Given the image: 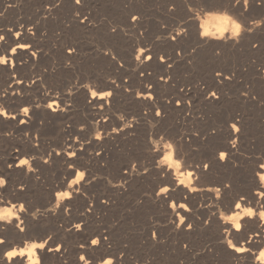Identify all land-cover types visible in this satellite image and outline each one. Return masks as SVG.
<instances>
[{
    "label": "rangeland",
    "instance_id": "rangeland-1",
    "mask_svg": "<svg viewBox=\"0 0 264 264\" xmlns=\"http://www.w3.org/2000/svg\"><path fill=\"white\" fill-rule=\"evenodd\" d=\"M5 1V8H7V11H4L5 8L1 11L4 12V14L1 15L0 29H2V27H10L19 23L20 25L23 24L26 28L29 25H36V36L30 34V37H24V41L32 43V45L34 44L33 51L39 49L37 54H42L43 52L44 53L42 54V56L38 55V58H30L26 56L24 57V55H21L19 59H24L25 63L21 65L19 60V65L17 64V68H14L16 74L18 75L16 76V79L25 81L28 86L30 84L33 86L30 85V88H26L29 91L26 89H19L20 93H18L20 94L21 98L13 99V102L12 99L4 100V106L6 108L8 107V111H11L12 109H21L24 106H33L35 109L37 108L38 111L34 109L35 112L30 114L32 116L31 120L33 121L24 124L25 126L19 123L20 120L16 124H13L7 118H0V121L2 122H0V125H2L0 126V133L9 131L12 132L11 136L0 135V164H3V162L6 160L5 158L8 157L10 149H16L20 147V152L23 151L24 153H26L24 156H26L31 146H36L35 149L39 151V153L37 151L33 154L32 152H28L29 154L27 156H37L36 158L39 157L38 159L43 156L45 158H48V163L50 161L51 163L42 164L43 160L40 159L39 161L41 164L36 168L33 163L30 162L33 170L36 171L38 183L32 178L27 179L24 176L23 172L18 169L13 171L12 175H8L10 177V188H19L21 187V185H23V188H25V190H27L28 188L30 189L27 190L28 193L27 191H25L27 194L25 193V195L16 196V198L18 197L20 200L14 202L15 205L16 203L19 204V202L24 204L25 211L23 210L22 212L26 215V217L29 216L27 218L28 228L26 229V231L24 230L23 236H21L20 226L17 225V227L14 228L13 233L7 236L5 245L3 247H0V256L1 254L2 256H4L6 251L11 250L16 246H19L20 248L27 247V244L29 242L39 243L47 239L49 236L52 237L47 245L49 248H53L56 244L63 243L65 245V248L68 249L67 252H65L64 249L61 250L63 256H79L77 249L79 247V244L83 243V241L81 237L76 235H73L72 237V235L68 233V225L71 224L73 220H75V216L77 215L76 207L78 205H81L80 202H78L77 200L76 202L74 199V188L68 187L70 182L77 175L76 171L78 169H83L84 167L85 169L88 168V173L86 174V176H90V179L91 175H95L97 172L100 173L101 178H99L97 181H94L97 183L91 185L92 193H94L95 191L96 193H98L102 192L104 189L102 184L100 183V179L107 178L112 180L111 177L114 178V175L118 170H122L127 166H132L133 162L136 160L135 163L137 169L135 171L134 178L136 177V175L138 176L139 173L145 174V167L149 169L148 173L145 174V176L149 174V176L147 177H151L149 181L148 179H143L141 183L137 181L132 182L137 197L138 193L144 194L143 185L148 184L147 182H150L151 179L154 178L152 175L153 173H150L151 169L153 168L151 164L155 165V171H158L164 165H170V163L168 162H165L163 164L159 163V161L163 160L164 156H166L169 152H172L174 160H177L179 162L181 161V166L182 163L190 155L204 158L207 152L205 151L206 148H213V146L221 143L224 140L221 134L218 135L217 132L219 130H223L226 124L230 125L228 121L230 117L234 115L239 117L240 119L242 134V147L239 150L240 157L238 156L240 158V161L242 160V162H238L239 170H237L236 172L237 176L236 174L232 175L233 178L236 177V185H238L237 182L239 183L238 187L236 188L239 189L234 190H237V194H241V191L243 192L245 190V188L249 184V178L251 176L250 174H255L254 170L257 163L264 162V149L261 147V143L264 139V24H261L258 28H256L253 33H246L247 35L241 33V35L243 36L240 35L241 38L237 37V40L239 39L240 43L236 44L235 47H214L211 45H209L208 47L207 44H211L213 41L212 39H209L211 34L209 33L206 38H202V32L200 31L199 26L200 22L205 23L206 21H209L210 17L229 15L233 19L237 20V22H242V24L245 23V28H248V26L252 27L249 22L250 19H264V4H260L257 2L255 6L256 9L255 7H253L254 9H252V7H248V15L247 17H242V21V18H240L241 13L238 11L233 12L230 10L232 13H229V10L226 9H219L214 7L211 8V6L215 3H218L219 0H206L200 5H193L189 2L186 3V5L180 0H84L82 5H78V9L74 6L75 0H62L61 5L57 9L54 8L50 13H47V15L45 5L48 3H55V0H48V2L47 0ZM209 3H211V5ZM9 4H14L16 6L8 7ZM170 4L176 5V8L172 11H169ZM189 5H191V10L189 9ZM260 5H262V12L260 10L261 7H259ZM251 9L255 12L253 13ZM76 11H81V20L82 16L88 15L89 20L95 19L97 23L95 25L90 24L88 21H84L82 23L79 17L78 23L72 21V18ZM82 13L84 14L82 15ZM136 13L140 14L141 19L136 22V26L133 27L131 16ZM188 16L192 18V22ZM38 20L40 21V23L36 24ZM181 20L185 21V23L181 24ZM109 21L128 27L129 31L134 32L136 36H140V30L143 29L144 35L141 37V43L145 46H147V44H152L153 51L157 57L159 56L160 52H164L166 55H169L171 59L167 60V63H172L173 61H175L174 66L169 70L166 63H161L158 59H153L154 61H150L148 65L146 64V66L143 65L142 67H138L136 65V60H134L136 48L138 47V45L136 44V37L126 35L121 29H117V31L113 33L111 31ZM214 21L215 20L210 21L209 24H212ZM246 22L248 24L247 26ZM74 24L76 27L74 26ZM162 24H166L168 25V27L164 28L162 27ZM175 26L177 28H187L190 31H187L186 34L172 32V28ZM85 27L87 29H83ZM227 32H231L230 27ZM161 34L165 36L169 34L176 35L177 40L174 42L170 39L169 36L168 39L157 41L155 37ZM189 36H192L191 40ZM237 40L235 41V43L237 42ZM196 42L197 44H202L203 46L197 48L196 52H191V49L197 46ZM257 42L259 43V46L253 47V44ZM65 45H67V47H76L77 52L75 54L67 53ZM97 45H99V47H97ZM7 47L8 46L1 47L0 54H3L11 46H9L8 49ZM108 47H111L117 53L116 59H113L110 54H106L105 51L101 50ZM215 48L222 49V54L219 56L215 55ZM177 51L181 53L182 58L177 55ZM66 56L68 59L66 58ZM32 58L34 61L31 60ZM120 58L124 59L125 61L124 67H120L119 65ZM68 60L72 61L71 66H66ZM45 69H47V71H45ZM14 70L12 69L9 72V70L0 65V90H3L5 88V82H7L8 76H12ZM140 70L146 73L144 77L140 76ZM218 71L225 74L223 76V79L226 78L227 75H232L233 78L229 80V84L224 88L225 101H222V103L220 102V105L213 103L211 105H207L206 103L201 101L202 97L200 98L201 93L199 92V90L201 88H209L208 86L210 85L212 78L216 76V72ZM149 72L151 74H149ZM166 72L167 74H165ZM8 73H11V75ZM169 74H171L172 76L171 81L165 83L164 81H161L159 79L161 75L166 76ZM37 76H40L41 78L36 79ZM110 76H114L116 80L121 85H123L124 88H130L131 92H126L123 88H117L116 86L113 91L117 92L118 94L115 93L114 97L112 98L111 106L107 104L105 105V108L101 110L98 108V105L100 104L88 103V100H90L88 98L91 96L90 92L88 91V89L79 88V85L84 83H91L97 92L106 91L110 89L107 88V83L111 82V80L109 79ZM125 76H130L127 85H124ZM78 77L79 82L77 83ZM146 77H148V80L146 79ZM32 80H35L36 83H30V81ZM146 81L152 82L154 84L153 91L156 93L157 97L155 103H158L161 108L165 107L163 109L165 111L163 117L155 116V104L153 101L151 105L141 107L135 100H133L137 89L142 91L145 87L144 84ZM73 84H75L76 87L73 88L72 93L69 94L67 92V89ZM182 88L183 91H181ZM57 92H59V96L56 95ZM189 92H191V95ZM243 92H248L249 95L244 96L242 95ZM87 95H89V97ZM177 96H179V98ZM181 97H185V103H183V105L181 104V106H177L175 100L177 98L180 99ZM166 98L171 99L173 103H168ZM20 99H22V101H25V104L22 105L20 102H18L20 101ZM161 99L165 101L163 102ZM188 99L192 100L191 106L186 104V101ZM53 100L57 101L54 108H56L58 112H51V109L46 106ZM62 101L63 103H60ZM69 101H71V104H69ZM133 101L134 103H131ZM94 105L97 106L94 107ZM135 107L138 109H136ZM146 107H151L152 109H154L150 113L146 114L144 111ZM39 109L42 110V113ZM139 109L142 110L141 115L138 112L140 111ZM184 109H186V111ZM36 115L38 116L35 120ZM101 115H107L109 117V120L105 122L103 119H101ZM121 115L124 117V119H120ZM133 116H136L137 120L133 121ZM38 118L39 120H37ZM139 119H143L144 121H140ZM94 120H99V125H94L92 123V121ZM34 121L36 123H33ZM129 121H131L132 127L130 125L129 128H124V125ZM101 122L102 124H104V126L101 124ZM82 123L85 125L83 131L80 130V125ZM18 125L20 128L18 127ZM21 126L22 128L24 127L23 129L25 130H23ZM113 127L121 129V131L113 132V136H111L110 138H106L104 141H102V143L101 141H97L94 138L95 131L100 130L106 134L110 132ZM17 129L20 130L17 131ZM212 129H216V131L213 132ZM184 130L187 131L185 132ZM133 131L137 134L135 136H129L128 133ZM194 132H199L200 136L194 135ZM25 133H27V135H25ZM208 133H213L214 136L208 138ZM77 135L80 136L81 141L85 139H91V145L85 144L86 148L83 151L84 153H82V151L79 149L80 142L76 141L75 139ZM180 137H183V139H180ZM71 143L72 149L68 147V145ZM168 143H172L173 148H166L165 145ZM101 147L104 148L106 152H104L103 155L101 154L100 156H95L96 151H98V149H100ZM55 149H60L61 155H54L55 153H57ZM65 149H67L66 152ZM73 149H75L76 151H81V154L78 155V157H74L76 158V160L71 162L68 159L67 152H70ZM144 149H146L147 152L144 151ZM151 149L155 150V161L150 160ZM158 151H160L159 153L162 154H159ZM62 152L64 153L62 154ZM143 152L145 155L143 154ZM177 152H180L179 157H177ZM50 153L51 155H49ZM180 157H183V159L180 160ZM96 158H99L98 162H96L97 160L95 161ZM77 161L81 162V164ZM244 161H246L247 163L246 166L245 164L243 165ZM75 162L78 169L77 167H73L74 170L73 168L69 169L68 165L70 163L75 165ZM145 162L146 165L148 163L147 166H145ZM249 163L252 165H250ZM86 164H88V166ZM240 166L242 168H240ZM247 166L252 167L247 168ZM1 168H3L2 165H0V170ZM172 168L175 169L174 167ZM71 169L73 170V174L69 175L68 171ZM243 170L247 172H245L244 174L245 177L243 176ZM251 170L252 172H250ZM223 173L226 175H230V171L228 170ZM223 173H221V171H218V174L215 175L214 172L213 174H211L212 179L211 176H208L211 180L208 177L207 180L205 178V182L207 183H212L213 181L214 182L212 183L213 185L210 183L211 186L209 184L208 186H204V188H215L214 183H216V181L218 183L222 180V177L224 175ZM160 175L162 176V174ZM217 175H220V177ZM155 177V182H157L159 176L156 174V172ZM237 177L241 178V180ZM41 180L42 182H40ZM115 180L117 179L115 178ZM7 181H9L8 178ZM47 182L49 186H47ZM60 182L65 183V188L58 187L61 184ZM15 183L18 184L17 187V184ZM240 185L243 187H241ZM135 189L139 190L137 191ZM64 190H70L72 195L71 197L65 198L67 204L62 206L60 198L59 200L57 199V193L58 191L60 192ZM33 192L35 193V195ZM205 194H207V198ZM27 195L30 196L26 197ZM211 195H214L215 199L212 198ZM72 198L74 201H71ZM200 198L204 201H201ZM200 198H198L197 200L196 208H193V214L195 213L194 216L197 220H199V224L195 223V226L193 228L195 232L192 231V229L190 233L189 231L187 232V230L179 231L177 229V231H173L175 225L168 224L169 217L167 215V209H170L172 200H170L169 203L165 205L155 203V210L152 209L151 206H146L144 207L145 209L142 208L141 210H135V208H132L133 205L131 203L123 201V203H120L121 205H119L122 206L121 209L118 206L119 209L115 210L113 212V215L109 216L107 214L103 216L102 213L101 215L98 214L97 216L105 221L106 226L110 230L109 236L107 235L109 239L106 240L107 247L113 249V253L116 252L113 256H119L120 252H124V256H129V258H135L138 260L143 258L144 260H150V264H158V262L159 264H169L170 262H172L170 264H181V261H183V264H230V250L227 245V239L233 238V242L235 241L234 243H237V246L238 242L240 244L241 240L238 237H234L232 235L227 236L224 239H220V232L215 230V226L213 228L211 227L214 224L210 223L208 225L203 223L204 220L207 221L210 218L211 213H218L221 217L220 213L221 211H223L226 215L224 209L227 199L217 200L214 192H205L204 194L202 193L200 195ZM219 201L221 202V204ZM44 202L48 203L47 207ZM198 202H204L205 204H203L206 207L200 208V203ZM207 202H209L210 205ZM213 202L215 205H213ZM28 203H30L31 205L29 204V206ZM72 204H74V207ZM69 205H71V209L70 211L66 212L65 209L68 208ZM17 206L19 207V205ZM123 206L125 209L123 208ZM156 207H158V209ZM1 208L4 209V207ZM62 208L65 213L62 211ZM163 208L165 209V211ZM201 210L202 212L206 213L205 217H203L204 213L202 214ZM259 211L255 212L258 213ZM60 213L62 214L60 215ZM162 214L164 215L162 216ZM207 215L208 217H206ZM56 216L59 217L56 218ZM66 217L70 219H66ZM157 220L160 222L158 225L154 224ZM257 221L260 222L258 215L253 218L242 216L241 224H244V228H242L241 232H247V234H249L250 232L255 231L257 229L255 226V224L258 223ZM32 225L34 227H32ZM152 227H155V230L157 231L159 236V238L154 241L152 238ZM204 227H206V229H204ZM222 231H224V229H222ZM183 233L185 234V236L183 235ZM28 235H30V237ZM90 240L89 244H87L88 248L85 249L86 256L102 257L103 259L105 258V256H109L106 252V247H101L102 249L99 247L92 249V247H90ZM185 243H188L189 245L187 249L184 248ZM109 244H111V247L108 246ZM88 249L92 251H89ZM99 253L101 255H99ZM39 256H41L40 253ZM59 256H61V254ZM138 257L141 258L139 259Z\"/></svg>",
    "mask_w": 264,
    "mask_h": 264
},
{
    "label": "bare ground",
    "instance_id": "bare-ground-1",
    "mask_svg": "<svg viewBox=\"0 0 264 264\" xmlns=\"http://www.w3.org/2000/svg\"><path fill=\"white\" fill-rule=\"evenodd\" d=\"M72 1V0H71ZM129 1V0H128ZM180 1H182V2H184L185 4L186 3H191V4H193V5H195V4H201V3H203V2H205L206 0H180ZM211 1V0H210ZM47 2H48V0H47ZM133 2V1H132ZM134 3V2H133ZM256 3H257V0H249V7H252V9H254L253 7H255L256 6ZM210 5H211V3H209ZM6 1L5 0H0V12L2 11V9H4L6 6ZM73 5V4H72ZM187 5V4H186ZM207 5H208V3H207ZM74 6L75 7H77V9H78V5H76V4H74ZM73 6V7H74ZM262 5H260L259 7H261ZM222 8V9H226V10H229V13L231 12V11H233V12H240L241 13V15H240V18H242V17H247V15H248V12H247V10H245V7L243 6V2H242V0H240V3L239 4H237L236 3V0H219L218 1V3H215L214 5H212L211 6V8ZM258 7V6H257ZM264 8V7H263ZM9 9V8H8ZM57 9V8H56ZM251 9V10H252ZM255 9H256V7H255ZM262 9V7L260 8V10ZM82 10V9H81ZM189 10V9H188ZM231 10V11H230ZM220 11V10H219ZM253 11V10H252ZM55 12V11H54ZM81 12V11H80ZM189 12V11H188ZM226 12H228V11H226ZM255 11H253V13H254ZM261 12H262V10H261ZM56 13V12H55ZM225 13V12H224ZM232 13V12H231ZM252 13V14H253ZM263 13H264V11H263ZM262 13V14H263ZM84 13H82V15H83ZM234 14V13H233ZM188 15V14H187ZM191 15V14H190ZM237 15V14H236ZM251 15V14H250ZM257 15V14H256ZM239 16V15H238ZM254 16V15H253ZM83 17V16H82ZM189 17V16H188ZM218 17H220V16H218ZM237 17V16H236ZM80 18V17H79ZM79 18L78 17H75V16H73V18H72V21H75V22H79ZM250 18V17H249ZM248 18V19H249ZM237 19V18H236ZM246 19V18H245ZM244 19V20H245ZM0 20H1V15H0ZM194 20V19H193ZM242 21H243V18L241 19ZM251 20V19H250ZM80 21H81V18H80ZM191 22H192V19H191ZM194 22H195V20H194ZM218 21H214L212 24H209V27H212V25L213 24H215V23H217ZM136 23V22H135ZM196 23V22H195ZM242 23V22H241ZM244 23V22H243ZM204 22H200V26H199V29H200V31L202 32V38H206L208 35H204L203 33H204ZM245 24V23H244ZM243 24V25H244ZM26 25V24H25ZM28 25V24H27ZM78 25V24H77ZM83 25V24H82ZM81 25V26H82ZM248 24H247V22H246V26H247ZM4 26V25H3ZM74 26H75V24H74ZM85 26V25H84ZM76 27V26H75ZM249 27V26H248ZM9 28H11L13 31H8V29ZM80 28V27H79ZM26 27L24 28V33L22 34V36L20 37V39L19 40H17L15 37H14V35H13V32L14 31H19L20 30V23L19 24H16V25H12V26H10V27H2V29H0V32H3L5 35H6V42H3L2 44H0V48L1 47H3V46H12L13 44H15V43H19V42H25L24 41V37H26L27 38V36H29L30 37V34L29 33H27V31H26ZM83 29H87L86 27L85 28H83ZM187 29V28H186ZM262 29V28H261ZM188 30V29H187ZM36 31V30H35ZM188 31H190V30H188ZM195 32V31H194ZM183 34V33H182ZM246 34V33H245ZM247 35V34H246ZM36 36V35H35ZM34 36V37H35ZM38 36V35H37ZM241 36H243V35H241ZM179 37V36H178ZM190 37V40H191V37L192 36H189ZM241 38V37H240ZM184 39V38H183ZM186 39H187V37H186ZM209 39H212L213 41H212V43L211 44H207L208 45V47H209V45H211V46H214V47H218V46H233V44L235 43V41L237 40V37H232V34H231V32H225L224 33V36L223 37H220V36H216V37H213L212 35H210V37H209ZM25 40H27V39H25ZM30 40H32V39H30ZM34 40V39H33ZM205 40V39H204ZM249 40V39H248ZM208 41V40H207ZM31 42V41H30ZM175 42V41H174ZM198 42H199V40H198ZM36 43V42H35ZM196 44H197V42H196ZM34 45V44H33ZM205 45V44H204ZM174 46V45H173ZM8 47H7V49H8ZM35 47V46H34ZM208 47H206V48H208ZM10 48V47H9ZM216 49V48H215ZM207 50V49H206ZM33 51V48L32 49H30V50H21V51H18V53L16 54V56H14L13 57V59H15L16 60V66H17V64H18V61L20 60L19 58H20V56L21 55H24V57L26 56V57H32V55H31V52ZM41 52V51H40ZM39 52V53H40ZM44 53V52H43ZM42 53V54H43ZM42 54H37V57H38V55H41L42 56ZM65 54V53H64ZM73 56V55H72ZM35 58V57H34ZM66 58H67V56H66ZM73 58V57H72ZM144 58V54L141 56V59H143ZM68 59V58H67ZM31 60H33V58L31 59ZM135 60V59H134ZM34 61V60H33ZM32 61V62H33ZM154 61V60H153ZM31 62V63H32ZM34 63V62H33ZM135 63V62H134ZM19 65V64H18ZM38 65V64H37ZM136 65L138 66V67H142L143 66V64H140V62L139 61H136ZM148 65V64H147ZM144 66H146V65H144ZM2 67H5L7 70H9V72L13 69L14 70V68H11L10 66H7V65H2ZM19 67V66H18ZM22 67V66H21ZM151 67V66H150ZM17 68V67H16ZM163 69H165V68H163ZM145 70V69H144ZM170 70V69H169ZM141 71V70H140ZM14 72H15V70H14ZM20 72V71H19ZM16 73V72H15ZM17 73H18V71H17ZM262 73V72H261ZM8 74H10L11 75V73H8ZM146 74V73H145ZM165 74H167V72L165 73ZM18 76V75H17ZM153 76V75H152ZM2 77V76H1ZM24 78V77H23ZM28 78V77H27ZM151 78V77H150ZM7 79V78H6ZM145 79V78H144ZM146 79L148 80V77H146ZM152 79H154V78H152ZM221 80H223V83H221L220 81ZM153 81V80H152ZM4 82V81H3ZM147 82V81H146ZM6 83V85H5V87L7 86V85H9V84H12V76H8V79H7V82H5ZM152 83V82H151ZM161 83V82H160ZM113 83H111V82H108L107 83V88H110V89H112V90H114V88H113V85H112ZM209 84V83H208ZM229 84V80L227 79V78H224L223 79V76H221V77H217V75L214 77V78H212V80H211V82H210V85L208 86L209 88H201L200 90H199V92L201 93V96H200V98L202 97V100L201 101H203L204 103H206L207 105H211L212 103L213 104H218V105H220L219 103L221 102L222 103V101H225L224 99V88H225V86L226 85H228ZM2 85H4V84H2ZM1 85V86H2ZM31 85V84H30ZM29 85V86H30ZM161 85H164V84H161ZM28 86V84L24 81V83H20V84H13L12 85V87L11 88H9V90H8V95L7 96H5V97H0V100H2V102L4 101V100H8V99H12V102H13V99H19V98H21V96H20V92L19 93H17L16 95H13L12 93L14 92V91H16L17 89L19 90V89H26L27 87L28 88H30ZM31 86H33V85H31ZM102 87V86H101ZM211 87V88H210ZM2 88H4V87H2ZM32 88V87H31ZM100 88V87H99ZM102 89V88H101ZM106 89V88H105ZM212 89H216L217 91H218V95H219V98L217 99V98H206L207 97V94H208V92L209 91H211ZM26 90H28V89H26ZM31 90V89H30ZM142 90V89H141ZM147 88L146 87H144V89L142 90V92H147ZM0 91H2V90H0ZM29 91V90H28ZM34 91V90H33ZM140 91V90H139ZM36 92V91H35ZM131 92V91H130ZM157 92V91H156ZM187 92V91H186ZM28 93V92H27ZM34 93V92H33ZM87 93V92H86ZM115 93H117V92H115ZM135 93V92H134ZM190 93V95H191V92H189ZM197 93V92H196ZM38 94H39V92H38ZM118 94V93H117ZM199 94V93H198ZM46 95V94H45ZM83 95H84V93H83ZM130 95H131V93H130ZM39 96V95H38ZM88 97H89V95H87ZM41 97H42V95H41ZM87 97V98H88ZM161 97V96H160ZM178 98H179V96H177ZM188 97V96H187ZM193 97V96H192ZM31 98V97H30ZM84 98H85V96H84ZM87 98H86V100H87ZM157 98V97H156ZM177 98V99H178ZM182 98V97H181ZM185 98V97H184ZM183 98V99H184ZM197 98H199V97H197ZM26 99H27V97H26ZM25 99V100H26ZM33 99H35V98H33ZM88 99H90L91 100V103H93V104H104V105H107L108 103L105 101V100H103V103H101V98H99V97H97V98H91V96L88 98ZM160 99V98H159ZM59 100V99H58ZM117 100V99H116ZM133 100H135L137 103H138V105L139 106H141V107H145V106H149V105H151V103H153L151 100H145V99H143V98H136V94H135V96H134V98H133ZM162 101H163V99H161ZM165 101V100H164ZM163 101V102H164ZM18 102H20L22 105L23 104H25V101H22V99H20V101H18ZM34 102V101H33ZM167 102V101H166ZM199 102V101H198ZM30 103V102H29ZM38 103V102H37ZM46 103V102H45ZM60 103H63V101L62 102H60ZM83 103V102H82ZM88 103H89V100H88ZM131 103H134V101L133 102H131ZM173 103V102H172ZM201 103V102H200ZM8 104V103H7ZM17 104V103H16ZM19 104V103H18ZM166 104V103H165ZM164 104V105H165ZM168 104V103H167ZM187 104V103H186ZM154 105V104H153ZM183 105V104H182ZM47 106V105H46ZM95 106H97V105H95ZM134 106V105H133ZM135 106H136V104H135ZM160 106V105H159ZM166 106V105H165ZM169 106H170V104H169ZM171 106H172V104H171ZM179 106H181V105H179ZM194 106V105H193ZM212 106H214V105H212ZM217 106V105H216ZM86 107H87V105H86ZM91 107V106H90ZM140 107V108H141ZM8 108V107H7ZM99 108V107H98ZM136 108V107H135ZM165 108V107H164ZM164 108H162V109H164ZM34 107L33 106H31V107H29V113H28V115L27 116H25L21 111H20V109H16V110H11V111H9V112H12V113H15V118L13 119V118H7L9 121H11L13 124H16L19 120H26L27 121V123H29L30 121H33V120H31V113H34L35 111H34ZM44 109V108H43ZM51 109V112L53 111V112H58V110L56 109V108H50ZM64 109V108H63ZM100 109V108H99ZM136 109H138V108H136ZM135 109V110H136ZM154 109V108H153ZM153 109H152V111H153ZM179 109V108H178ZM35 110H37V108L35 109ZM39 110H41V109H39ZM140 111H138L139 112V114L141 115V109H139ZM180 110V109H179ZM185 111H186V109H184ZM38 111V110H37ZM45 111V110H44ZM48 111V110H47ZM96 111V110H95ZM105 111H106V109H105ZM194 111V110H193ZM46 112V111H45ZM165 112V111H164ZM231 112V111H230ZM41 113H42V110H41ZM105 113V112H104ZM107 113H109V112H107ZM143 113V112H142ZM228 113V112H227ZM57 114V113H56ZM144 114V113H143ZM177 114H178V112H177ZM229 114V113H228ZM232 114V113H231ZM34 115V114H33ZM54 115V114H53ZM150 115V114H149ZM154 115V114H153ZM169 115V114H168ZM38 115H36L35 116V120H36V117H37ZM39 116H41V115H39ZM44 116V115H43ZM50 116V115H49ZM102 116V115H101ZM151 116V115H150ZM149 116V117H150ZM194 116V115H193ZM1 117H4L3 115H0V118ZM141 117V116H140ZM153 117V116H152ZM227 117H228V115H227ZM4 118H6V117H4ZM190 118V117H189ZM144 119V118H143ZM143 119H139L140 121L141 120H143ZM237 119V116H231L230 117V119H229V121H228V123H230V125H231V122L232 121H234V120H236ZM37 120H39V118L37 119ZM162 120V119H161ZM144 121V120H143ZM156 121H157V119H156ZM1 122V121H0ZM6 122V121H5ZM2 123V122H1ZM26 123V124H27ZM33 123H36L35 121L33 122ZM103 123H105V122H103ZM19 124V123H18ZM101 124H102V122H101ZM132 124H135V123H132ZM5 125V124H4ZM3 125V126H4ZM103 126H104V124H102ZM230 125L229 124H226V126H224V128H223V130H219L218 132H217V134L218 135H220L221 134V136L224 138V140L221 142V143H219V144H217V145H215V146H213V148H206L205 149V151H207L206 152V156L204 157V158H201V157H196V156H192V155H190L183 163H182V166L180 167V171L181 172H185V171H193V187H195V188H204V186H208L211 182H209V183H207V182H205L206 180H207V177L208 176H211V174H213L214 172H215V175L216 174H218V171H221V173H223V172H225V171H230V175L228 176V175H226V174H224L223 175V177H222V180L221 181H219L218 183H217V181H216V183H214L215 184V187H219L220 188V190H221V196H220V198H217L216 197V199L217 200H219V199H227V202H226V206H225V213H226V215H232V214H234L235 212H242L243 211V208L244 207H248L249 206V201H251V207L255 210V211H259L260 210V205H262V204H264V198H261V197H259L258 196V194L256 193V190L257 189H259L260 191H264V187H262L261 186V182H260V179H259V173H262V172H264V168H261L260 167V165L261 164H264V162H262V163H260L259 161V163H257V165H256V168H255V174H250L249 176H250V180H249V184H248V182H247V184H248V186L245 188V190L242 192L241 191V194H243V195H246L247 196V201H245V202H243L242 203V206L240 207V208H232L231 207V205H232V203L233 202H235L236 201V199H237V197L239 196V195H241L240 193L239 194H237V190L239 189H237L236 187H238V185H239V183L237 182V184L238 185H236V182H235V178H233V174H236V172H237V170H239V163L238 162H242V160L240 161V156H239V150H240V148L242 147V134H241V132H239V133H237V132H235V131H233L232 129H231V127H230ZM0 126H2V125H0ZM8 126V125H7ZM23 126H25V125H23ZM134 126H136V125H134ZM13 127V126H12ZM18 127H19V125H18ZM131 127H132V125H131ZM20 128V127H19ZM21 128H22V126H21ZM24 128V127H23ZM22 128V129H23ZM27 128V127H26ZM134 129V128H133ZM20 130V129H19ZM18 129H17V131H19ZM23 130H25V129H23ZM128 132H129V130H128ZM127 132V133H128ZM136 132H137V130H136ZM262 133V132H261ZM137 134V133H136ZM180 134H182V133H180ZM113 136V135H112ZM200 136V135H199ZM214 136V134L213 133H208L207 134V137L208 138H211V137H213ZM2 137V136H1ZM29 137V136H28ZM34 137V136H33ZM239 137V139H238V142H237V146L235 147V148H233L232 147V145H231V140L232 139H237ZM115 138V137H114ZM192 138V137H191ZM5 139V138H4ZM34 139V138H33ZM119 139V138H118ZM128 139V138H127ZM194 139V138H193ZM126 140V139H125ZM206 140V139H205ZM5 141V140H4ZM128 141V140H127ZM144 141V140H143ZM216 141V140H215ZM20 142V141H19ZM18 142V143H19ZM147 142V141H146ZM177 142H178V140H177ZM177 142H176V144H177ZM244 142V141H243ZM101 143H102V141H101ZM100 143V144H101ZM189 143V142H188ZM211 143V142H210ZM23 144V143H22ZM21 144V145H22ZM31 144V143H30ZM77 144V143H76ZM130 144V143H129ZM143 144V143H142ZM184 144V143H183ZM213 144V143H212ZM25 145V144H24ZM71 145H72V143H71ZM78 145V144H77ZM137 145V144H136ZM195 145V144H194ZM206 145V144H205ZM245 145V144H244ZM13 146V145H12ZM11 146V147H12ZM16 146H17V144H16ZM27 146V145H26ZM144 146V145H143ZM149 146H150V144H149ZM203 146V145H202ZM208 146H209V144H208ZM249 146V145H248ZM30 147V146H29ZM36 147V146H35ZM35 147H33V146H31L30 147V151L28 150V152H32V154L34 153V152H36L37 150L35 149ZM94 147V146H93ZM95 147H96V145H95ZM140 147V146H139ZM142 147V146H141ZM192 147V146H191ZM261 147L264 149V139H263V141H262V143H261ZM8 148H10V147H8ZM20 148V147H19ZM76 148V147H75ZM86 148V147H85ZM145 148V147H144ZM199 148V147H198ZM15 149V148H14ZM14 149L12 148V149H10L9 150V153H8V157L7 158H5L6 160L3 162V164H0V165H2V167L3 168H1V170L0 171H2V172H0V176H4L6 179L8 178L9 179V181H8V183L4 186V187H2V188H0V208L1 207H4V208H10V209H12V211H13V213H15L14 215H12L10 218H8V219H4L3 217H2V209L3 208H1L0 209V237H3L4 238V243L3 244H0V247H3L4 245H5V243H6V238H7V236L8 235H10V234H12L13 233V231H14V228L15 227H17V225L18 226H20V230L21 229H23V230H21V236H23V232H24V230L26 231V229L28 228V217H26V215L22 212V210H20V208L17 206V205H20V203L21 202H19V204H17L16 203V205L14 204V202H16V201H19L20 199L17 197L16 198V196H21V195H25V191H27V190H30L29 188L27 189V190H25V188H23V191L21 190V187H19V188H10V186H9V184H10V175L9 174H13L12 172L13 171H15V170H21L22 172H23V174H24V176L28 179V178H32L33 180H36V182L38 181V179H37V174H36V171H29V166L28 165H23V166H18V159H17V157L19 156V157H23L26 153H24L23 151L22 152H19V153H17L16 151H14ZM22 149V148H21ZM62 149V148H61ZM68 149V148H67ZM67 149H66V151H67ZM72 149V148H71ZM79 149H80V147H79ZM139 149V148H138ZM155 149V148H154ZM157 149V148H156ZM249 149V148H248ZM24 150V149H23ZM99 150V149H98ZM143 150V149H142ZM65 151V152H66ZM95 151V150H94ZM144 151H146V149H144ZM180 151V150H179ZM27 152V155L29 154ZM38 153H39V151H37ZM90 152V151H89ZM106 152V151H105ZM147 152V151H146ZM145 152V153H146ZM160 151H158V153H159ZM200 152V151H199ZM221 152H227V154H228V156H227V160L226 161H224V162H222L221 161V159H219V153H221ZM4 153V152H3ZM64 152H62V154H63ZM77 153H78V155H80L81 154V151H77ZM82 153H84L83 151H82ZM186 153V152H185ZM7 154V153H6ZM31 154V153H30ZM36 154V153H35ZM54 154V153H53ZM52 154V155H53ZM143 154H144V152H143ZM143 154H141V155H143ZM159 154H162V153H159ZM177 154V157H179L180 156V152H177L176 153ZM183 154V153H182ZM26 155V156H27ZM60 155H61V153H60ZM65 155V154H64ZM102 155H103V153H102ZM105 155V154H104ZM145 155V154H144ZM147 155H148V153H147ZM262 155V154H261ZM63 156V155H62ZM68 156V155H67ZM93 156V155H92ZM95 156H96V154H95ZM159 156V155H158ZM182 156V155H181ZM239 156V157H238ZM30 157V156H29ZM32 157V156H31ZM37 157V156H36ZM55 157V156H54ZM80 157V156H79ZM102 157V156H101ZM39 158V157H38ZM38 158H36V159H32V160H30V162L31 163H33V165L37 168V167H39L40 166V159H38ZM61 158V157H60ZM66 158V157H65ZM93 158V157H92ZM63 159V158H62ZM68 159H69V161H71V162H73V161H75L76 160V158H74V157H69L68 156ZM179 159V158H178ZM242 159V158H241ZM56 160V159H55ZM64 160V159H63ZM78 160V159H77ZM87 160V159H86ZM97 160V161H96ZM98 160H99V158L97 159H95V161L96 162H98ZM150 160L151 161H155V150H153V149H151L150 150ZM180 160H182L181 159V157H180ZM258 160V159H257ZM136 161V160H135ZM134 161V162H135ZM247 161V160H246ZM246 161H244V163H243V165L245 164V166H246ZM251 161V160H250ZM264 161V160H263ZM53 162V161H52ZM78 162V161H77ZM87 162V161H86ZM92 162V161H91ZM144 162V161H143ZM181 162V161H180ZM49 163H51V161L49 162ZM48 163V164H49ZM69 163V162H68ZM78 163H80L81 164V162H78ZM125 163V162H124ZM142 163V162H141ZM204 163H210L211 164V167L209 168V170L208 171H204V168H203V165H204ZM8 164H12L13 165V167L11 168V169H9L8 168ZM43 164V163H42ZM62 164V163H61ZM67 164V163H66ZM71 164V163H70ZM143 164V163H142ZM156 164V163H155ZM250 164V163H249ZM77 164H76V162H75V167H77L76 166ZM82 165H83V162H82ZM87 166H88V164H86ZM85 165V166H86ZM96 165V164H95ZM131 165V164H130ZM144 165V164H143ZM142 165V166H143ZM147 165H148V163H147ZM146 165V162H145V166H147ZM197 165H199V167H197ZM250 165H252V164H250ZM255 165V164H254ZM47 166V165H46ZM49 166V165H48ZM53 166V165H52ZM81 166V165H80ZM98 166V165H97ZM96 166V167H97ZM120 166V165H119ZM144 166V167H145ZM151 166H153V168L151 169V172L150 173H153L152 175H153V177L154 178H152L151 179V181L150 182H147L148 184H142L143 186H144V194L142 193H138L137 194V197H136V194H135V191H134V186L132 185V182L133 181H137V182H142V180L143 179H148V181H149V179L151 178V177H147V176H149V174L147 175V176H145V174H138V176L136 175V179L134 178V174H135V171H133L132 170V167L131 166H127V167H125V166H123V167H125V168H127L128 169V172H129V175H127L125 172H124V170L123 169H125V168H121L122 170H116L115 172H116V174L114 175L115 177L113 178V177H111L112 178V181H118V180H120V179H126V180H128L129 181V183L127 184V185H124V186H122V187H120V188H115L114 186H113V184H110L109 183V179H107V178H104V179H100V183L102 184V186H103V191L102 192H98V193H96V191L94 192V193H92V190H91V185H94V183H97V182H93V183H91V184H89V183H87V181L88 180H90V176H86L85 177V180H83V181H80L79 183H77V184H75V185H72V187L74 188V199H75V201L77 200L78 202H80L81 203V205H78L77 207H76V211H77V215L75 216V220H73V222L71 223V224H69L68 226H69V229H71V231H69L68 230V233L69 234H71L72 235V237H73V235H76V236H79V237H81V239H82V241H83V243H85V244H89V240L90 239H92L93 238V236H96V235H99V236H101V244L100 245H98V246H91V244H90V247H92V249H95V248H97V247H99V248H101V247H106V252H107V254L108 255H114L115 253H113V249H111V248H108L107 247V242H106V240H104L103 239V237L104 236H109V232H110V230H109V228L106 226V223H105V221H103L102 219H100L97 215L98 214H100L101 215V213L103 214V216H105V215H113V212L115 211V210H117V209H119L118 208V206L119 205H121L120 203H123V201H126V202H129V203H131L133 206H132V208H135V210L136 209H142V208H144V207H146V206H151V208L152 209H154L155 210V203H160V204H163V205H165V204H167V203H169V201L170 200H175L176 201V203H177V205H178V207H177V209L175 210V211H173L172 209H171V207H170V209H167V215H168V217L171 219V220H174L175 221V223L176 224H179L180 223V221H179V217L176 215V213L177 212H179L180 214H182V215H185L186 216V219H187V222H193L194 224L196 223V224H199V220H197L196 219V217L194 216V214H193V208H196V205H197V200H198V198H200V195L203 193H213V192H211L210 190H208V191H203V192H199V194H196V193H193V192H191V190L187 187V186H185V185H182V184H180L179 183V179H178V177L176 176V169H173L172 168V166H170V165H167V166H163V167H161L158 171H155V165H153V164H151ZM90 167V166H89ZM249 167H252V166H249ZM248 166H247V168H249ZM69 168V167H68ZM94 168V167H93ZM240 168H242L241 166H240ZM245 168V167H244ZM45 169H46V167H45ZM70 169V168H69ZM76 169V168H75ZM77 169H78V167H77ZM83 169H85V167L83 168ZM88 169V168H87ZM115 169H116V167H115ZM137 169V168H136ZM142 169V168H141ZM66 170V169H65ZM73 170H74V168H73ZM73 170L71 169V170H69L68 171V174L70 175V174H73ZM140 170V169H139ZM138 170V171H139ZM247 170V169H246ZM20 171V172H21ZM41 171V170H40ZM223 171V172H222ZM241 171V170H240ZM244 171V170H243ZM21 172V173H22ZM48 172V171H47ZM66 172V171H65ZM91 172V171H90ZM89 172V173H90ZM155 172H156V174L159 176L158 177V180H157V182H155ZM217 172V173H216ZM245 172L246 171H244V173H243V176H244V174H245ZM248 172H249V169H248ZM250 172H252V170L250 171ZM43 173V172H42ZM76 173H77V171H76ZM88 173V172H87ZM220 173V172H219ZM242 173V172H241ZM247 173V172H246ZM16 174H17V172H16ZM160 174H162V176L160 175ZM240 174V173H239ZM238 174V175H239ZM9 175V176H8ZM19 175V174H18ZM91 175V174H90ZM221 175V174H220ZM220 175H217V176H219L220 177ZM226 175V176H225ZM44 176V175H43ZM222 176V175H221ZM225 176V177H224ZM235 176V175H234ZM236 176H237V174H236ZM214 177V176H213ZM218 177V178H219ZM241 177V176H240ZM245 177V176H244ZM115 178L117 179V180H115ZM205 178H206V180H205ZM209 178V177H208ZM215 178V177H214ZM213 178V179H214ZM237 178H239V177H237ZM61 179V178H60ZM114 179V180H113ZM135 179V180H134ZM210 179V178H209ZM208 179V180H209ZM211 179H212V176H211ZM210 179V180H211ZM217 179V178H216ZM240 180H241V178H239ZM242 179H244V178H242ZM26 180V179H25ZM45 180V179H44ZM64 180V179H63ZM62 180V181H63ZM237 180V179H236ZM245 180H246V178H245ZM247 180H248V177H247ZM28 181V180H27ZM51 181V180H50ZM65 181V180H64ZM243 181V180H242ZM18 182V181H17ZM40 182H42V180L40 181ZM45 182V181H44ZM214 182V181H213ZM212 182V183H213ZM240 182V181H239ZM245 182V181H244ZM38 183V182H37ZM61 184H60V186H58V187H60V188H65V183L64 182H60ZM144 183V182H143ZM146 183V182H145ZM211 183V184H212ZM15 184H17V183H15ZM20 184V183H19ZM52 184V183H51ZM50 184V185H51ZM211 184H210V186H211ZM232 185V188H231V190L229 191V190H227V189H225L223 186L224 185ZM241 184H242V182H241ZM246 184V183H245ZM53 185V184H52ZM213 185V184H212ZM18 186V184L16 185V187ZM32 186V185H31ZM47 186H49V184H48V182H47ZM138 186V185H137ZM163 186H169V188H170V195H165L163 198H161V197H156V191L158 190V188L159 187H163ZM241 186V185H240ZM14 187V186H13ZM100 187H101V185H100ZM141 187V186H140ZM241 187H243V186H241ZM46 188V187H45ZM54 188V187H53ZM32 189H33V187H32ZM31 189V190H32ZM35 189V188H34ZM76 189H80V192H77L76 191ZM95 189V188H94ZM101 189H102V187H101ZM140 189V188H139ZM138 189V190H139ZM208 189V188H207ZM234 189H237L236 191L234 190ZM45 190V189H44ZM49 190V189H48ZM57 190H58V188H57ZM96 190V189H95ZM135 190H137V189H135ZM137 190V191H138ZM142 190V189H141ZM140 190V191H141ZM241 190V189H240ZM46 191H47V189H46ZM70 191V190H69ZM32 192V191H31ZM30 192V193H31ZM51 192V191H50ZM59 192V191H58ZM27 193H28V191H27ZM26 193V194H27ZM34 193V192H33ZM39 193V192H38ZM146 193H151V196H148V195H146ZM48 194V193H47ZM187 194V196L189 197L187 200L185 199V195ZM34 195H35V193H34ZM53 195V194H52ZM206 195V198H207V194H205ZM209 195V194H208ZM28 196H30V195H27L26 197H28ZM212 196V195H211ZM37 197V196H36ZM40 197V196H39ZM43 197H44V195H43ZM42 197V198H43ZM25 198V197H24ZM46 198V197H45ZM108 199L110 202L108 203V204H104V203H101V201L103 200V199ZM212 198H214L215 199V197H214V195L212 196ZM57 199L59 200V196H57ZM201 199V198H200ZM26 200V199H25ZM43 200H45V199H43ZM49 200V199H48ZM203 199H201V201H202ZM216 200V201H217ZM221 200V201H222ZM27 201H28V199H27ZM27 201H25V202H27ZM31 201V200H30ZM29 201V202H30ZM35 201V200H34ZM71 201H74L73 200V198H72V200ZM76 201V202H77ZM138 201H140L139 203H138ZM200 201V200H199ZM204 201V200H203ZM206 201V200H205ZM210 201H211V198H210ZM214 201V200H213ZM46 202V201H45ZM44 202V203H45ZM48 202V201H47ZM181 202H184V203H187V204H189V207L192 209V211L189 213V212H185V210L184 209H181V208H179V204L181 203ZM220 202V201H219ZM32 203V202H31ZM198 203H200V202H198ZM204 203V202H203ZM209 205H210V203L209 202H207ZM206 203V204H207ZM30 203H28V205H29ZM41 204V203H40ZM46 204V207L48 206L47 204L48 203H45ZM59 204V203H58ZM65 204H67V201H66V199H64V200H62L61 201V205L62 206H64ZM70 204V203H69ZM128 204V203H127ZM159 204V205H160ZM205 204V203H204ZM220 204H221V202H220ZM31 205V204H30ZM29 205V206H30ZM43 205V204H42ZM73 205V207H74V204H72ZM213 205H215L214 204V202H213ZM212 205V206H213ZM9 206V207H8ZM33 206V205H32ZM50 206H51V204H50ZM71 206V205H70ZM76 206V205H75ZM89 206H93V211L92 212H87L86 210H87V208L89 207ZM223 206V205H222ZM120 207V209H121V207L122 206H119ZM214 207H216V206H214ZM31 208V207H30ZM54 208H55V206H54ZM53 208V209H54ZM123 208H124V206H123ZM148 208V207H147ZM150 208V207H149ZM157 209H158V207H156ZM224 208V207H223ZM27 209V208H26ZM125 209V208H124ZM123 209V210H124ZM145 209V208H144ZM143 209V210H144ZM164 209V208H163ZM204 209H206V208H204ZM203 209V210H204ZM212 209H214V208H212ZM217 209V208H216ZM128 210H129V208H128ZM199 210V209H198ZM208 210V209H207ZM25 211V210H24ZM61 211V210H60ZM62 211L64 212V210H63V208H62ZM119 211V210H118ZM122 211V210H121ZM164 211H165V209H164ZM195 211H196V209H195ZM194 211V212H195ZM205 211V210H204ZM27 212V211H26ZM50 212V211H49ZM74 212V211H73ZM138 212V211H137ZM201 212H202V210H201ZM48 213V212H47ZM54 213V212H53ZM52 213V214H53ZM65 213V212H64ZM71 213H72V211H71ZM70 213V214H71ZM124 213V212H123ZM166 213V212H165ZM197 213V212H196ZM199 213H200V211H199ZM204 213V216L203 217H205V212H202V214ZM59 214V213H58ZM62 213H60V215H61ZM117 214V213H116ZM126 214V213H125ZM209 214V213H208ZM50 215V214H49ZM164 214H162V216H163ZM115 216V215H114ZM113 216V217H114ZM124 216V215H123ZM134 216V215H133ZM197 216H199V215H197ZM53 217V216H52ZM59 217V216H58ZM57 216H56V218H58ZM61 217V216H60ZM64 217V216H63ZM74 217V216H73ZM132 217V216H131ZM206 217H208V215L206 216ZM259 217V216H258ZM106 218V217H105ZM111 218V217H110ZM115 218H117V217H115ZM210 218H211V224H214L213 226H211L212 228L215 226L216 227V229L215 230H217L218 232H220V239H224V238H226L227 236H234V237H238L240 240H247V238H248V235L249 234H247V232H241V231H239V232H237L236 230H235V227H234V225H233V223H232V221L231 220H223V218L222 217H220L219 216V214L218 213H211V215H210ZM242 218V217H241ZM253 218V217H252ZM46 219V218H45ZM53 219V218H52ZM66 219H70V218H67L66 217ZM65 219V220H66ZM109 219V218H108ZM108 219H107V222H108ZM203 219V218H202ZM207 219V218H206ZM257 219V218H256ZM21 220H23V224H21L20 223V221ZM167 220V219H166ZM201 220V219H200ZM248 220V219H247ZM246 220V221H247ZM34 221V220H33ZM33 221H31V222H33ZM59 221V220H58ZM69 221V220H68ZM81 221H83V224H85L86 226H85V228H83L82 230H77L73 225L75 224V223H79V222H81ZM177 221H178V223H177ZM205 221V220H204ZM249 221V220H248ZM252 221V220H251ZM254 221V220H253ZM241 222V221H240ZM258 222V221H257ZM30 223V222H29ZM49 223V222H48ZM64 223V222H63ZM66 223V222H65ZM121 223V222H120ZM125 223V222H124ZM204 223V222H203ZM247 223V222H246ZM250 223V222H249ZM35 224V223H34ZM41 224V223H40ZM169 224V223H168ZM255 224V223H254ZM117 225V224H116ZM209 225V224H208ZM244 225V224H243ZM259 225H260V222H258V223H256L255 224V226H256V230L255 231H253V232H256V231H261V237H256V238H254V242L251 244V245H249V247H252V248H256L257 250L261 247V246H264V241H261V240H264V231H262L260 228H259ZM42 226V225H41ZM46 226V225H45ZM51 226V225H50ZM195 226V225H194ZM198 226V225H197ZM205 226V225H204ZM32 227H34L33 225H32ZM199 227V226H198ZM51 228V227H50ZM153 228V227H152ZM225 228H228V229H231V235H229L228 233H225L224 231H222V229H225ZM244 228V227H243ZM40 229H42V228H40ZM60 229V228H59ZM204 229H206V227H204ZM32 230V229H31ZM31 230H30V232H31ZM112 230V229H111ZM115 230V229H114ZM179 231H185L186 230V225L185 224H182L181 226H180V229H178ZM249 230H250V228H249ZM16 231V230H15ZM19 231V230H18ZM28 231V230H27ZM189 231V233H190V231L191 230H187V232ZM192 231H194V229L192 230ZM198 231H200V230H198ZM221 231H222V233H221ZM115 232V231H114ZM113 232V233H114ZM195 232V231H194ZM205 232H206V230H205ZM210 232V231H209ZM213 232V231H212ZM249 232V231H248ZM56 233V232H55ZM112 233V232H111ZM68 234V235H69ZM211 234V233H210ZM215 234V233H214ZM213 234V235H214ZM183 235L185 236V234L183 233ZM191 235H192V232H191ZM29 237H30V235H28ZM43 236V235H42ZM175 236V235H174ZM215 236V235H214ZM58 237V236H57ZM75 237V236H74ZM78 237V238H79ZM186 237H188V236H186ZM190 237V236H189ZM193 237H194V235H193ZM217 237H218V235H217ZM43 238V237H42ZM113 239V238H112ZM185 239V238H184ZM219 239V238H218ZM233 239V238H232ZM238 239V240H239ZM257 240V241H256ZM40 241V240H39ZM154 241V240H153ZM235 242V241H234ZM237 242V241H236ZM241 242V241H240ZM11 243V242H10ZM36 243H38V242H36ZM40 243V242H39ZM237 244V243H236ZM76 245V244H75ZM116 245V244H115ZM7 246V245H6ZM238 246H239V242H238ZM54 247H55V245H54ZM89 247V248H90ZM21 248H24V247H21ZM52 248V247H51ZM102 249V248H101ZM89 250V249H88ZM230 250V249H229ZM36 251H37V253H38V255H39V253H40V257H41V259H42V264H64V261H65V258H67V261H68V264H83V262H81V261H79V259H78V257L79 256H69V257H67V256H59L60 254H61V252H55V253H49L47 250H44V251H41V249H39V248H37L36 249ZM81 251H86L85 249H80L79 247H78V249H77V252L78 253H80ZM89 251H92V250H89ZM104 251V250H103ZM75 252H76V250H75ZM227 252V251H226ZM230 252V260L229 259H227V260H229L230 261V264H236V260H238L239 259V257L241 256V255H244V256H247L248 257V259L246 260V261H244L243 262V264H252V260L254 259L250 254H248V253H245V254H237V253H235L234 252V250H230L229 251ZM225 253V252H224ZM228 253V252H227ZM68 254V253H67ZM48 255H51V256H48ZM99 255H101L100 253H99ZM103 255V254H102ZM226 256H227V254H226ZM105 257H107V256H105ZM117 257V264H120V257L119 256H116ZM130 257H132V256H130ZM236 258V259H233V258ZM87 258L88 259H90L91 261H92V264H96V260L97 259H103L102 257H94V256H87ZM139 258V257H138ZM141 258V257H140ZM139 258V259H140ZM224 258V257H223ZM27 259H28V257H27V253H25L24 254V256L23 257H21V256H17V257H15L11 262H9L7 259H6V257H4V256H2V254H1V256H0V264H26V262H27ZM50 259V260H49ZM141 259H143V258H141ZM139 260V261H141V262H143L144 261V259L143 260ZM222 259V258H221ZM225 259H226V257H225ZM122 260H123V264H135V261L136 260H138V259H133V258H129V256H124L123 258H122ZM170 261H172V260H170ZM170 261H168V262H170ZM173 261H174V259H173ZM225 261V260H224ZM178 262V261H177ZM170 263H172V262H170ZM169 263V264H170ZM158 264H159V262H158ZM175 264V263H174Z\"/></svg>",
    "mask_w": 264,
    "mask_h": 264
},
{
    "label": "clouds",
    "instance_id": "clouds-1",
    "mask_svg": "<svg viewBox=\"0 0 264 264\" xmlns=\"http://www.w3.org/2000/svg\"><path fill=\"white\" fill-rule=\"evenodd\" d=\"M83 2H84V0H75V4L76 5H82ZM257 2L260 3V4H264V0H257ZM61 3H62V0H55V3L46 4L45 5V8L47 10L46 15H47V13H50L54 8H58L61 5ZM236 3L239 4L240 0H236ZM243 3H244L245 10H247L248 7H249V0H243ZM9 7H11V4H9ZM175 8H176L175 4H170L169 5V11H172ZM189 9L191 10V5H189ZM0 15H3V13H0ZM74 16L75 17H81V12L80 11H76L74 13ZM131 17H132L133 27H135L136 26L135 22L140 20L141 16H140L139 13H136V14L132 15ZM189 19H192V18L189 17ZM84 21H88L92 25H95L97 23V21L95 19L89 20V16L88 15H84L82 17L81 22L83 23ZM215 21H218V22L213 24L212 27H209L206 24H204V33H203L204 35H208L210 33L213 37H216V36L223 37L224 33L230 27L231 28L232 37H240L241 33H244V34L245 33H253L256 28H258L261 24H264V19H252V20L249 21L250 24L252 25V27L245 28L244 25L241 22H237V20L233 19L229 15L216 17ZM39 23H40V21L38 20L36 22V24H39ZM180 23L183 24V23H185V21L181 20ZM109 24H110V27H111V31L113 33H115L117 31V29H121L126 35H130V36H135L136 37V44L138 45V47L136 48L135 58L134 59L136 61H139L140 64H143V65L148 64V60H149V58L152 55L153 45L152 44H147V47H145V45H143L141 43V37L144 35V30L141 29L140 30V36H136V34L134 32H130L128 27H126L124 25L113 23L112 21H109ZM162 27L167 28L168 25L162 24ZM24 28H25V26L23 24H21L20 25V30L13 32V35H14V37L17 40H19L20 37L22 36V34L24 33ZM35 28H36V25H29L27 27V33L35 35L36 34ZM8 31H13V30L11 28H9ZM187 31L188 30L186 28H183V27L177 28L175 26V27L172 28V32H178V33L186 34ZM45 34H46V32H45ZM169 36H170V39L172 41H176L177 40V36L176 35H171V34L166 35V36L163 35V34L157 35L155 37V39L157 41H161V40H164V39H168ZM3 42H6V35L3 32H0V44H2ZM239 43H240V40L238 39L237 42L233 44V47H235V45L239 44ZM65 46L67 47V45H65ZM202 46H203L202 44H197L196 47L191 49V52H196L197 48L202 47ZM258 46H259L258 42L253 44V47H258ZM97 47H99V45H97ZM32 48H33V45H32V43H29V42H27V43L26 42H19V43L13 44L7 51H5L3 54H0V65H10L11 68H15L17 62H16L15 59H13V57L16 56L18 51L30 50ZM72 50L76 51L77 48L73 47ZM101 50L105 51L106 54H110L113 59L117 58V53L111 47H108L106 49H101ZM38 51H39V49H37L35 51H32L31 52L32 57L38 58L37 57ZM146 51L148 52V57H144L143 59H141V56ZM222 51H223L222 49L217 48L216 52H215V55H217V56L221 55ZM177 55L182 58L181 53L179 51H177ZM165 56L167 57V60L171 59V57L169 55H166L164 52H160V54H159L160 60L159 61L161 63H165L166 62L165 61ZM189 62H191V61H189ZM24 63H25V60L21 59L20 60V64L23 65ZM174 64H175V61H173L172 63H167V68L171 69L174 66ZM71 65H72V61L68 60L66 66H71ZM119 65H120V67H124V65H125L124 59H121V58L119 59ZM53 70H55V69H53ZM45 71H47V69H45ZM219 73H220V71L216 72V75L218 76ZM139 74H140L141 77L145 76V72H143V71H141ZM149 74H151V73L149 72ZM16 76H17V74L15 72H13L12 73V84L7 85L2 91H0V97L7 96L8 95V90H9V88L12 87L13 84H20L23 81V80H20V79H16ZM40 78H41L40 76L36 77V79H40ZM232 78H233V76L231 75V79ZM109 79L111 80L112 83L116 84L117 88L123 87V85H121L116 80V78L114 76H110ZM129 79H130V76H125L124 77V85L128 84ZM159 79L161 81H164L165 83H167L168 81L172 80V76H171V74L166 75V76L165 75H161L159 77ZM32 82H35V80L30 81V83H32ZM78 82H79V77L77 78V83ZM221 83H223V82H221ZM144 86L148 89L147 92H142V91H139V89H137L136 98H142L143 97L146 100L153 101L154 104H155V113H156L155 116L156 117H161V113L162 112H163V114H165V113H164V110L159 106V104L155 103L156 102V93L153 91L154 84L151 83V82H145ZM75 87H76V85L73 84L71 87H69L67 89V92L69 94H71L72 91H73V88H75ZM79 88L88 89V91L90 92L91 98L94 99V98L99 97L101 99H104L109 104V106H111L112 97H113V93H114V91L112 89H109V90H106V91L97 92L96 89L93 87V85L91 83L80 84ZM124 91L130 92L131 89L130 88H124ZM181 91H183V88L181 89ZM18 92H19V90L17 89L12 94L16 95ZM56 95L59 96V92H57ZM212 95H216L219 98V95H218V92H217L216 89H212L211 92H208V96L209 97L212 96ZM242 95L248 96L249 93L248 92H243ZM166 99H167L168 103H171V99H169V98H166ZM181 99H183V98H181ZM181 99H176L177 100V102H176L177 106L181 105ZM56 103H57V101L53 100L50 104H54V106H55ZM89 103H91V100H89ZM69 104H71V101H69ZM187 104L189 106H191L192 100L188 99L187 100ZM94 107H96V106L94 105ZM98 107L101 110H103L105 108V105L104 104H100V105H98ZM20 111L25 116H27L28 113H29V106L22 107L20 109ZM144 111H145L146 114L150 113L152 111V108L151 107H146L144 109ZM0 115H3L6 118H13V119L15 118V113L9 112L8 109L4 106V103L2 102V100H0ZM101 119H103L105 122H107L109 120V117L107 115H103L101 117ZM120 119H124V117L121 115ZM132 120L133 121L137 120V117L133 116ZM19 123L21 125H24V124L27 123V121L26 120H20ZM92 123L94 125H99V120H94V121H92ZM130 125H131V121L126 123L124 125V128H129ZM230 126L235 128V132L239 133L240 132L239 129L241 128L239 117H237L236 120L232 121ZM84 128H85V125L82 123L80 125V130L83 131ZM120 131H121V129H118L116 127H113L111 129V131L106 133V134L103 133L100 130H97L94 133V138L97 141H104L106 138H110L112 136L113 132H120ZM184 131L186 132L187 130H184ZM212 131L215 132L216 129H212ZM0 135L11 136L12 132L11 131L4 132V133H0ZM25 135H27V133H25ZM128 135L129 136H135L136 133L133 131V132L128 133ZM194 135L199 136L200 134H199V132H194ZM75 139H76V141L80 142V150L81 151L85 150V144L91 145V139H85V140L81 141V138H80L79 135H77L75 137ZM180 139H183V137H180ZM238 139H239V137L237 139H232L231 140V145H232L233 148H235L237 146ZM68 147L71 148L72 145L69 144ZM165 147L171 149V148H173V144L172 143H168V144L165 145ZM14 151L19 153L20 149L16 148V149H14ZM55 151L57 152V155L60 154V149H55ZM65 151H66V149H65ZM104 152H105V149L101 147L98 151H96V155L100 156ZM76 153H77V151L75 149H73L72 151L67 152V155L69 157H75ZM49 155H51V153ZM227 156H228L227 152H221V161L222 162L226 161L227 160ZM17 159H18V166L28 165L29 166V171H33V168H32V165L30 163V160L36 159V157H34V156L33 157H29V156L19 157L18 156ZM40 159H42L45 163H48V158H45V157L41 156ZM181 159H183V157H181ZM165 162L170 163V165L176 169V176L179 179V183L182 184V185L187 186L191 190V192L196 193L197 190H199V192L210 190V191L215 193L217 198H220L221 190H220L219 187L210 188V189H205V188H199L198 189V188L193 187V171L181 172L180 171L181 163L179 161L173 159L172 152H169L166 156H164L163 160L159 161L160 164H163ZM12 167H13L12 164H8V168L9 169H11ZM68 167L69 168H73V167H75V165L69 164ZM131 167H132L133 171H136V167L137 166H136L135 162H133ZM197 167H199V165H197ZM210 167H211L210 163H204V165H203L204 171H208ZM260 167L264 168V164H261ZM87 171H88L87 169H78L77 170V175L70 182L68 187L71 188L72 185H75V184L79 183L80 181L85 180ZM148 171H149V169L147 167H145L144 168V173L147 174ZM124 172L127 175H129V172H128L127 168L124 169ZM258 175H259V179H260V182H261V186L264 187V172L259 173ZM99 178H101L100 177V173L97 172L95 175H91V179L88 180L87 183L91 184L94 181H97ZM7 183H8L7 179L4 176H0V188L4 187ZM109 183L113 184V186L115 188H120V187H122L124 185H127L129 183V181L126 180V179H120L119 181L114 182L111 179H109ZM23 187L24 186L21 185V190L23 189ZM169 190H170L169 186L159 187L158 190L156 191V197L157 198L161 197V194H166V193L169 192ZM76 191L80 192V189H76ZM256 193L258 194L259 197L264 198V191H260L259 189H257ZM57 195L59 196L60 200L62 201L66 197H71L72 193H71V191L64 190V191L58 192ZM146 195L151 196V193H146ZM188 198L189 197L186 194L185 195V199L187 200ZM106 202L108 204L110 201L108 199H106V198L101 201V203H104V204H106ZM139 202L140 201H138V203ZM250 205H251V201H249V206L248 207H244L243 208L242 212H235L232 215H225L224 212L221 211L220 215L223 218V220H226V221L227 220H231L233 225H234V227H235V230H237V231H239V230H241L243 228V225L240 222L242 216H248V217L252 218V217H255V216L258 215L259 219H260L259 228L262 231H264V204L260 205V211L258 213L255 212V210ZM170 207H171V209L173 211H175L177 209L178 205H177V203H176V201L174 199L171 201ZM199 207L203 208V207H206V206L201 202L199 204ZM19 208H20V210L23 211L25 209L24 204L20 203ZM179 208L184 209L185 212H189V213L192 211V209L189 207V204L184 203V202H181L179 204ZM238 208H240V207H238ZM70 209H71V206L69 205V207L66 208L65 211L68 212V211H70ZM92 209H93V206H89L86 211L87 212H92ZM14 214L15 213H13L12 209H10V208H4L2 210V217L4 219L10 218ZM176 215L179 217V221H180L179 224H176L175 221L171 220L170 218L168 219V223L169 224L175 225V227L173 228V231H177V229H180V226L182 224H184V221L186 220V216L185 215H182L179 212H177ZM20 223L23 224V220H21ZM159 223L160 222L157 220L154 224L158 225ZM204 223L205 224H210L211 223V218H209L207 221H204ZM82 225H83V221H81L79 223H75L73 226L77 230H82L83 229ZM193 228H194V223L193 222H188L187 226H186V230H192ZM68 230L71 231V229H68ZM155 232H156V230H155V227H154L153 231H152L153 240H156L154 238ZM224 232L228 233L229 235H231V229L225 228ZM256 237H261V231L250 232L249 235H248L247 240H241L239 246H237L233 242V239H227V245H228L230 250H234V252L237 253V254H245V253L250 254L254 258L252 260V264H264V246H261L258 250L256 248L249 247V245H251L254 242V238H256ZM51 239H52V237L49 236L47 239H45L44 241H42L40 243L29 242L27 244V247H24V248H20L19 246H16V247H14L11 250L6 251L4 256L6 257V259L9 262H11L15 257H17V256L23 257L24 254L27 253L28 259H27L26 264H42V259L38 255L36 249L39 248V249H41V251H43L44 247L46 245H48V243H49V241ZM108 239H109V237L105 236L104 240H108ZM2 241H4V238L0 237V242H2ZM91 241H92L91 242V246H98V245L101 244V240H100V236L99 235L93 236ZM261 241H264V240H261ZM108 246L111 247V244H109ZM60 247H63L65 252L68 251V249L65 248V245L63 243L56 244L55 247H53V248H55L56 251H58ZM188 247H189L188 243H185L184 244V248L187 249ZM53 248H49V253H55V251H53ZM79 248L80 249H87L88 245L85 244V243H80L79 244ZM124 255H125L124 252H120L119 253L120 264H123L122 258L124 257ZM61 256H63V253H61ZM78 259H79V261L83 262V264H92V261L87 258L85 251H81L79 253ZM233 259H236V258L234 257ZM247 259H248L247 256L241 255L239 257V259L236 260V264H243V262L246 261ZM64 264H68L67 258H65ZM96 264H117V257L113 256V255H109V256L105 257L104 259H97L96 260ZM135 264H150V260H144L143 262H141L139 260H136ZM181 264H183V261H181Z\"/></svg>",
    "mask_w": 264,
    "mask_h": 264
},
{
    "label": "snow or ice",
    "instance_id": "snow-or-ice-1",
    "mask_svg": "<svg viewBox=\"0 0 264 264\" xmlns=\"http://www.w3.org/2000/svg\"><path fill=\"white\" fill-rule=\"evenodd\" d=\"M16 5H14V4H11V7H15ZM8 7H9V5H8ZM5 12L7 11V8H5V10H4ZM0 13H3L4 14V12H0ZM215 18L216 17H210L209 18V21H206L205 22V24L207 25V26H209V22L210 21H212V20H215ZM131 20H132V17H131ZM139 21V20H138ZM137 21V22H138ZM26 31H27V29H26ZM27 43V42H26ZM145 47H147V46H145ZM72 48L73 47H71V46H68V47H66V51H67V53H69V54H75L76 52H77V50L76 51H73L72 50ZM144 57H148V52L146 51L145 53H144ZM135 58V57H134ZM153 59H158V60H160V57L158 56H156L155 55V53H154V51L152 50V55H151V57L149 58V60H148V63L150 62V61H152ZM165 63L167 64V57L165 56ZM7 66H10V65H7ZM225 74L223 73V72H220L219 73V75L217 76V77H221V76H224ZM228 80H231V75H227V77H226ZM221 82H223V80H221ZM22 83H24L23 81L21 82V84ZM33 84L34 83H36V81L35 82H32ZM113 85V88H115L116 87V85L113 83L112 84ZM129 87H131V86H129ZM121 88H123V87H121ZM124 89V88H123ZM209 92H211V91H209ZM218 92V91H217ZM114 95H115V92L113 93V97H114ZM112 97V98H113ZM143 98V97H142ZM206 98H217L218 99V97L216 96V95H212V96H208V94H207V97ZM144 99V98H143ZM181 99V98H180ZM103 100L104 99H102L101 100V103H103ZM146 100V99H145ZM172 102V101H171ZM177 102V100H175V103ZM187 102V101H186ZM183 103H185V101H184V99H181V104H183ZM47 107L48 108H54V104H48L47 105ZM155 115H156V113H155ZM163 112L161 113V117H163ZM231 127V129L233 130V131H235V128H233L232 126H230ZM239 131L241 132V128L239 129ZM54 155H57V153H55ZM75 157H78V153H76V156ZM219 159H221V153H219ZM42 163H44V164H46L44 161H42ZM21 166H23V165H21ZM225 189H227V190H231V188H232V185H224L223 186ZM22 191H23V189H22ZM167 195H170V190H169V192L168 193H166ZM166 194H161V198H163L164 197V195H166ZM196 194H199V190H197L196 191ZM245 201H247V196L246 195H243V194H241V195H239L238 197H237V199H236V201L235 202H233L232 203V205H231V207L232 208H238V207H241L242 206V203L243 202H245ZM239 202V203H238ZM106 204H107V202H106ZM92 211H93V209H92ZM187 219L184 221V224L187 226ZM85 224H83L82 225V227L83 228H85ZM21 230H23V229H21ZM237 231V230H236ZM239 231H242V229L241 230H239ZM239 231H237V232H239ZM152 237H153V234H152ZM154 238L155 239H158L159 238V236H158V233H157V231L155 232V236H154ZM102 238H101V236H100V240H101ZM103 239H105V236L103 237ZM91 240H90V244H91ZM4 243V241H2V242H0V244H3ZM62 249H64L63 247H60L59 248V250L58 251H56V249L55 248H53V251H55V252H61V250ZM44 250H47L48 252H49V247L46 245L45 247H44V249H43V251Z\"/></svg>",
    "mask_w": 264,
    "mask_h": 264
}]
</instances>
